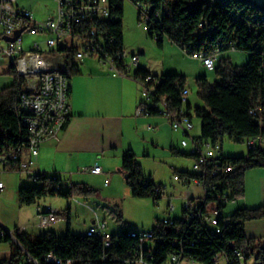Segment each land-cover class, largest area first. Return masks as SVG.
I'll list each match as a JSON object with an SVG mask.
<instances>
[{"label": "trees", "instance_id": "1", "mask_svg": "<svg viewBox=\"0 0 264 264\" xmlns=\"http://www.w3.org/2000/svg\"><path fill=\"white\" fill-rule=\"evenodd\" d=\"M126 0H109L110 12L115 18L96 19L86 22L84 30L88 37L94 38L100 54L112 56L119 67L123 59L119 56L126 49L124 43V16ZM135 5H143L148 16V33L159 47L165 39L179 46L187 54L204 53L217 55L231 49L248 53V60L243 65H235L230 58L223 56L218 60L216 74L220 80L210 83L206 77L197 79L198 94L204 106L193 108L188 101H181L182 89L187 86V77L177 73H168L156 85V94L166 96L168 105L175 111L182 107L192 118L194 114L202 120L201 139L220 142L226 137L239 143H247L250 138L264 136V17L257 9L244 5L237 0H227L226 5H216L210 0H130ZM245 10L246 19L236 20L238 10ZM139 9V20H143V11ZM257 15L253 18L252 15ZM201 24H203L201 26ZM212 29L211 32H207ZM95 34L92 35L91 32ZM65 56L67 75L79 71L76 50L73 46L59 49ZM9 72L14 75L12 85L0 89V154L11 149H18L24 144L28 130L16 110L18 96L22 93L25 79L19 77L14 67ZM150 74L138 67L136 77ZM157 76V75H156ZM255 110L256 113H252ZM152 115L158 111L150 107ZM193 155V154H192ZM223 158L235 166L233 173L219 177H210V182L217 191L229 190L235 197L245 194V174L249 169L264 167V148L248 149L246 156L232 157L223 152ZM122 171L128 175L127 182L134 197L160 198L158 190L164 185L155 183L145 175L135 153L123 156ZM182 177L196 176L191 171L178 172ZM188 175V176H187ZM39 186L22 185L17 190L21 206H29L44 197L73 198L88 197L97 194V190L85 183H69L58 176L38 173ZM215 190V192H217ZM217 197L216 193L213 196ZM210 195V198H213ZM225 208V207H224ZM223 208L217 228L196 229L189 234V223L175 218L172 226H154L156 246L152 249L154 264H160L171 253L183 251L186 257L200 260L203 264H213L215 256L225 252L231 264H241L234 250L240 249L246 256L255 255L258 264H264V238L249 236L246 223L255 219H264V206L258 208L239 207L233 212ZM59 213V212H58ZM162 220L158 219V223ZM125 223H122V225ZM0 225V230H1ZM16 229V239L9 234L0 240L12 241L14 251L10 259H0V264H20L23 255L26 264H36L29 260L30 255L38 264H56L46 261L52 253L63 262L73 260L74 264H126L137 238L126 230L111 234L113 245L106 247L101 236L75 234L68 220L66 233L59 235L47 230L37 237L26 231ZM233 245H230V242Z\"/></svg>", "mask_w": 264, "mask_h": 264}, {"label": "built area", "instance_id": "2", "mask_svg": "<svg viewBox=\"0 0 264 264\" xmlns=\"http://www.w3.org/2000/svg\"><path fill=\"white\" fill-rule=\"evenodd\" d=\"M17 0H0V60L8 59L14 67L16 74L25 79L22 93L19 94L16 103L23 125L28 130L22 147L11 149L0 154V172L5 169L16 170L25 173L34 179L38 173L33 171L42 143L48 140L57 139L61 131L71 120V79L67 75L65 56L59 51L62 47L73 46L76 50V60L82 62L86 56L97 57L103 65H107L114 76H133L141 84V103L137 108L138 114H151L150 107L156 109L158 114L166 116L176 131H182L184 138L183 146H190L194 156L192 173L196 176L182 177L176 173V180H184L189 185L194 181L203 190V195L184 198L182 221L189 223V234L193 231L191 226L195 224L196 229L217 228L219 216L228 201H236V197L229 190L217 191L216 186L210 182V177H219L233 173L235 166L223 158V145L220 142L213 143L211 140L201 139L191 135L194 128L193 119L187 114L184 107L175 111L168 103L166 96L156 94V85L161 78L154 74L145 77H136L134 72L139 67L140 55L135 52H127L125 49L121 55L123 66L119 67L113 57L99 53L95 39L88 37L84 30L86 22L96 19L115 18L110 12L109 0H56L59 3L57 16H49L44 20H37L31 10L16 5ZM213 6L226 5L227 0H210ZM139 9H145L143 5ZM253 8V7H252ZM254 9V8H253ZM143 11V21L147 23L148 16ZM245 10H238L236 20L246 19ZM259 11V10H258ZM264 17V13L259 11ZM257 18V15H252ZM203 24H201L202 26ZM23 32L15 41L6 40L5 37H14L16 32L23 29ZM208 29L207 32H211ZM95 34L94 31L91 32ZM25 35L34 36L32 42L25 45ZM234 49V48H233ZM236 50V49H234ZM131 55V61L128 56ZM193 58L199 59L209 68L214 69L217 55H206L194 53ZM190 90L186 86L181 92V101L186 104L189 101ZM256 113L255 110H251ZM264 148V136L253 137L247 141V148ZM25 154L28 156L26 157ZM94 174H101L102 167L99 164L88 169ZM188 176V175H187ZM164 187V186H163ZM163 187L158 190L160 198L163 196ZM5 183L0 181V190H4ZM215 190L217 192H215ZM216 193L217 197L214 198ZM211 197L213 198H210ZM170 211H175V205H169ZM39 226L46 227L59 219L58 210L51 207L48 209L39 208ZM175 218L169 217L156 223L157 229L162 225L172 226ZM129 235L138 239L135 248L129 252L124 259L126 264H154L152 249L156 246L154 228L150 231L132 229L126 223L121 225ZM19 231H26L19 227ZM9 234L16 239V230L11 231L2 227L0 237ZM88 236H101L104 238V245H113L112 233L107 229L104 222L97 221L87 230ZM19 243V241H17ZM20 244V243H19ZM234 243L231 241L230 245ZM241 264H258L255 255L246 256L240 249L234 250ZM29 260H34L30 255ZM46 261L56 264H74L73 260L63 262L52 253L45 257ZM203 264L200 260L186 257L183 251L171 253L166 260L160 264ZM213 264H231L225 252L218 253Z\"/></svg>", "mask_w": 264, "mask_h": 264}, {"label": "crops", "instance_id": "3", "mask_svg": "<svg viewBox=\"0 0 264 264\" xmlns=\"http://www.w3.org/2000/svg\"><path fill=\"white\" fill-rule=\"evenodd\" d=\"M17 1L16 5L20 7L28 10L32 8L36 9L35 6H31L30 8L21 6ZM57 11L58 10H56V13ZM32 13L37 20H44L48 17L43 16L39 18L33 11ZM32 40H30L28 45ZM165 42L166 41H164V46L162 47L164 50L166 48ZM171 43L167 45V47L174 50L182 59H185V56L181 54H186V52L176 44L172 43L171 45ZM175 46H177V49ZM138 53L140 55L139 67L151 74L163 76L168 73H177L185 75L186 77L189 75V72L183 70V66H178V64H167L163 61L160 65H154L151 61L142 56L146 53L144 48ZM224 55L225 54L222 53L218 56L215 61V66L219 58ZM189 57L191 58L188 59L192 61V69L195 71V75L205 73V69L212 70L207 68L201 60L193 58L191 55ZM77 63L79 65V71L71 77L72 118L61 131L57 139L48 140L41 144L37 163L33 171L45 173L46 175L58 176L69 183H85L96 189L98 191L97 194L88 197H76L89 199L98 196L100 193L104 195L106 188H111L113 191L117 189V187H121L122 190L126 188L125 180L127 179L121 168L123 156L127 153H135L138 162L142 166L143 172L154 182L155 179H153V175L151 173L147 175L148 172L142 164L146 160L157 157L156 154L151 152L152 148L170 150L176 155L192 157L194 162L192 148L182 145L184 135L179 131H174L166 117L161 114H138L137 108L142 101L141 84L133 76H114L110 68H108L107 65H103L95 56L85 59L82 62L77 61ZM0 66H6L9 70L11 68V63L8 59H3L0 60ZM187 87H189L188 83ZM189 102L193 105L190 97ZM192 119L194 130L196 125L193 117ZM201 125L202 120L200 119L197 124V129L200 130V134ZM200 134L197 132L195 135L199 136ZM223 152L225 153L224 144ZM25 156L27 157L28 155L25 154ZM95 164H99L102 167L103 172L101 174H94L88 170ZM5 170L1 171L0 174L4 173ZM8 170L21 173L16 170ZM260 170L259 172H262L258 175L260 192L257 195L260 203L264 204V169ZM176 171L181 172L183 170ZM0 181L4 180L0 179ZM179 181L185 185L183 179ZM112 183L116 185L114 184V186H112ZM97 184L99 185V189L96 188ZM254 189L255 188L251 187V183L246 176L245 194L243 196L248 198L250 192L254 191ZM5 190L6 184L4 190H0V192H5ZM115 191L117 193V190ZM105 196L103 198H105ZM110 196L117 197L118 194H110ZM52 198L53 200L47 201V203H49L48 205L38 206V213L39 208L45 210L51 207L58 210L59 219L54 221L52 226L47 227L49 230L60 235L61 231L65 230V228L67 229L68 220L71 223L72 230L73 200L72 198L63 197ZM106 198H108V196ZM239 200L237 198L236 201L238 202ZM96 216L93 222L87 226V229L97 221H101L106 224L109 230L106 220H102L98 214ZM8 221L9 220L4 216H0L1 227L10 230ZM63 222H67V224L65 225ZM249 223L250 222H247L246 225ZM37 224L39 225V222ZM12 225H14V229L11 231H15L19 227H24L26 231L28 229V225L26 224ZM246 231L249 236H260L262 238V236H264V219L257 220L254 224L248 225ZM109 232L116 234L111 230H109ZM250 232H254V234L250 235Z\"/></svg>", "mask_w": 264, "mask_h": 264}, {"label": "rangeland", "instance_id": "4", "mask_svg": "<svg viewBox=\"0 0 264 264\" xmlns=\"http://www.w3.org/2000/svg\"><path fill=\"white\" fill-rule=\"evenodd\" d=\"M168 1L173 0H167V2ZM17 2L19 5L28 8L35 6L36 9L32 8L31 10L39 18H42L43 16L49 17L50 14V16H57L56 10H58L59 3L56 0H18ZM33 38L34 36L26 35L25 44L28 45L30 40ZM124 39L127 52L138 53L142 48H144L146 53L142 56L151 61L154 65H160L163 61H165L167 64H178V66H183V70L189 72V75H187V83L190 87H188L190 90L189 97L193 104V108L196 106H204V101L198 94L197 79L200 77H206L210 83H215L220 80L219 76L216 74V66H218V62L216 63L214 69H205V73L195 75V71L192 69V61H189L191 59L189 54L182 53L181 51V55L185 56V59H182V57L174 52V50L167 47V45L171 43L169 39H165V50L162 49V47H159L156 40L149 36L146 22L139 20L138 6L130 0L125 1ZM175 47L177 49V46ZM224 54L225 55L223 57L230 58L235 65H243L248 60V53L245 51L231 49L224 52ZM88 58H91V56H86V59ZM131 59L132 56L129 55L128 60L131 61ZM13 82L14 75L9 72L6 66H0V89L12 85ZM193 108L191 111L195 120L196 128L191 130V135L198 136L195 134L197 132L200 134V130L197 129V124L200 121V118L194 114ZM179 132L183 135L181 130ZM223 144L224 151L227 156L239 157L246 156L248 153L247 143L245 142H235L234 140L226 137ZM151 152L156 154L157 157L146 160L142 164L148 172L147 175H150L149 173H151L156 183H163L164 193L161 199L155 203L151 197H134L131 193V187L127 180H125L126 188L122 190L121 187H117V189H115L117 190V193L115 190H111V188H106L104 195L100 193L94 198L84 199L82 197H73L72 230L75 234L86 232L87 226L93 222V219L97 217V214L102 220H106L109 230L115 232L116 234L120 233L119 231L121 230L120 227L122 223H126L132 229L150 231L156 225L158 221L157 218L159 220L169 217L181 218L183 215V200L185 197H197L203 195L202 188L194 181H191L189 185H184L179 180L174 178L175 174L178 173L176 170L192 171V157L176 155L170 150L152 148ZM260 169H264V167L252 168L246 172L245 178L246 176L248 177L251 187L255 189L250 192L248 198L246 196H237L236 200L237 198L238 200L240 199L238 202L236 201L237 203L233 200L228 201L224 208L226 212H233L239 207L253 209L264 206V204L260 203L257 195L260 192V187L258 185V175L262 173L259 172L261 171ZM0 179H3L6 184L5 192H0V216H4L7 220H9L8 227L10 230L14 229V225L12 224H26L28 225L26 232L32 237H37L49 230L47 226L41 227L37 224L39 222L38 206L48 205L49 203H47V201H51L53 198L48 196L37 200V202L29 206H20L17 197V190L20 186L27 185L34 187L39 186L41 182L25 173L11 172L8 169L5 170L4 173L0 174ZM114 184L115 183H112V186H114ZM96 188L99 189L98 184ZM110 194H118V196L112 197ZM105 195H107L108 198H106L107 196ZM104 196L105 198H103ZM170 204L175 205V211H170ZM257 220L260 219L249 221L250 223L247 224L246 227L254 224ZM52 223L48 226H52ZM64 224L66 225L67 222ZM60 233V235L65 234L66 228ZM251 234L253 235L254 232H250V235ZM255 237L261 238L260 236ZM263 237L264 236H262V238ZM13 251L14 244L12 241L0 240V259H10ZM20 264H26L25 255H23Z\"/></svg>", "mask_w": 264, "mask_h": 264}, {"label": "water", "instance_id": "5", "mask_svg": "<svg viewBox=\"0 0 264 264\" xmlns=\"http://www.w3.org/2000/svg\"><path fill=\"white\" fill-rule=\"evenodd\" d=\"M241 3H243L244 5H248L253 7L254 9H257L259 11H261L262 13H264V0H237ZM23 29H20L19 31L16 32L14 37H5L6 40L9 41H15L17 37L20 36V34L23 32ZM125 178H128V175H125Z\"/></svg>", "mask_w": 264, "mask_h": 264}]
</instances>
